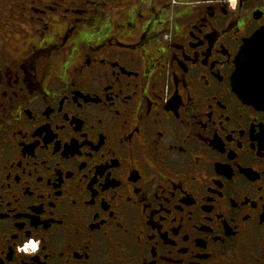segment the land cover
Instances as JSON below:
<instances>
[{
    "label": "flooded vegetation",
    "instance_id": "af4514ba",
    "mask_svg": "<svg viewBox=\"0 0 264 264\" xmlns=\"http://www.w3.org/2000/svg\"><path fill=\"white\" fill-rule=\"evenodd\" d=\"M263 28L264 0H0V264H264L234 86Z\"/></svg>",
    "mask_w": 264,
    "mask_h": 264
},
{
    "label": "water",
    "instance_id": "95a60500",
    "mask_svg": "<svg viewBox=\"0 0 264 264\" xmlns=\"http://www.w3.org/2000/svg\"><path fill=\"white\" fill-rule=\"evenodd\" d=\"M236 65L234 86L241 99L264 111V28L245 41Z\"/></svg>",
    "mask_w": 264,
    "mask_h": 264
},
{
    "label": "clouds",
    "instance_id": "9594fccd",
    "mask_svg": "<svg viewBox=\"0 0 264 264\" xmlns=\"http://www.w3.org/2000/svg\"><path fill=\"white\" fill-rule=\"evenodd\" d=\"M215 2L226 5L227 10L231 13H236L239 8V0H215ZM44 242L43 237L38 234L34 233L32 236H27L21 233L15 244V252L25 258H34L41 253Z\"/></svg>",
    "mask_w": 264,
    "mask_h": 264
},
{
    "label": "rangeland",
    "instance_id": "374dc122",
    "mask_svg": "<svg viewBox=\"0 0 264 264\" xmlns=\"http://www.w3.org/2000/svg\"><path fill=\"white\" fill-rule=\"evenodd\" d=\"M173 3H175V2L173 1ZM169 38H170V37H169V36H167V37H165V40H169Z\"/></svg>",
    "mask_w": 264,
    "mask_h": 264
},
{
    "label": "snow or ice",
    "instance_id": "6c2138e0",
    "mask_svg": "<svg viewBox=\"0 0 264 264\" xmlns=\"http://www.w3.org/2000/svg\"><path fill=\"white\" fill-rule=\"evenodd\" d=\"M241 27H243V24H241Z\"/></svg>",
    "mask_w": 264,
    "mask_h": 264
}]
</instances>
